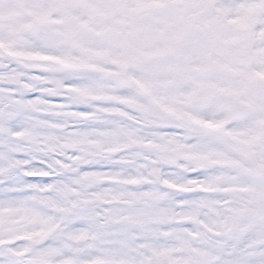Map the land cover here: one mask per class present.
I'll list each match as a JSON object with an SVG mask.
<instances>
[{"label":"snow or ice","instance_id":"snow-or-ice-1","mask_svg":"<svg viewBox=\"0 0 264 264\" xmlns=\"http://www.w3.org/2000/svg\"><path fill=\"white\" fill-rule=\"evenodd\" d=\"M0 264H264V0H0Z\"/></svg>","mask_w":264,"mask_h":264}]
</instances>
